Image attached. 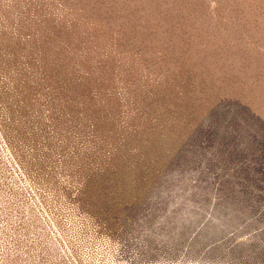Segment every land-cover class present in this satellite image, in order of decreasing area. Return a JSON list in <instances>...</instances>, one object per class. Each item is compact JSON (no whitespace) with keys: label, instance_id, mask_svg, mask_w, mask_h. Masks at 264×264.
I'll return each mask as SVG.
<instances>
[{"label":"rangeland","instance_id":"1","mask_svg":"<svg viewBox=\"0 0 264 264\" xmlns=\"http://www.w3.org/2000/svg\"><path fill=\"white\" fill-rule=\"evenodd\" d=\"M0 264H264V0H0Z\"/></svg>","mask_w":264,"mask_h":264}]
</instances>
